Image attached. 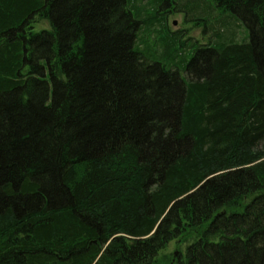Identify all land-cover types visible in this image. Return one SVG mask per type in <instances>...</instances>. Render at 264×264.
<instances>
[{"label": "trees", "instance_id": "obj_1", "mask_svg": "<svg viewBox=\"0 0 264 264\" xmlns=\"http://www.w3.org/2000/svg\"><path fill=\"white\" fill-rule=\"evenodd\" d=\"M166 2L0 0V264H264V0Z\"/></svg>", "mask_w": 264, "mask_h": 264}, {"label": "rangeland", "instance_id": "obj_2", "mask_svg": "<svg viewBox=\"0 0 264 264\" xmlns=\"http://www.w3.org/2000/svg\"><path fill=\"white\" fill-rule=\"evenodd\" d=\"M166 1V5L160 10V12L165 19L167 17L169 31H184L181 38V45L183 44L182 46L185 48L186 53L193 50L194 47H196V43H204L205 40L210 37V32L205 29V23H203V21L193 15L192 17H189L184 9L175 8L176 5L173 3L174 0ZM42 27H49L46 20L34 23L33 29L40 30Z\"/></svg>", "mask_w": 264, "mask_h": 264}]
</instances>
